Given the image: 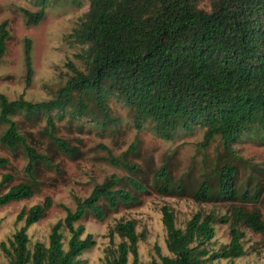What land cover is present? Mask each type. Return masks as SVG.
<instances>
[{
    "label": "trees",
    "instance_id": "1",
    "mask_svg": "<svg viewBox=\"0 0 264 264\" xmlns=\"http://www.w3.org/2000/svg\"><path fill=\"white\" fill-rule=\"evenodd\" d=\"M39 1L37 12L21 11L26 26H36L43 18L47 0ZM86 1L87 12L74 31L75 39L88 46L76 56L84 61L85 72L67 62L69 79L47 101L32 103L21 96L7 100L0 94V125L4 126L0 145L8 150H22L26 160L24 173L30 181L35 165L47 164L48 159L26 142L11 118L18 114L26 118L45 114L42 133L61 155L73 158L78 149L53 135L55 127L49 116L51 111L67 106L73 94L77 95L74 114H85V96L91 97L106 117L104 98L107 92L116 93L134 109L137 119H151L158 136L167 140L177 127L189 130L193 124H201L205 129L200 148L218 136L226 157L235 158L231 145L241 132L252 129L264 135V0H211L208 12L197 8L198 0ZM5 27L2 22L0 58L5 51ZM24 68L28 83L31 68L27 41ZM107 161L126 172L135 170L121 157L107 154ZM7 164L6 159L0 158V168ZM235 173L232 165L224 164L215 175L213 195L231 203L229 215L216 218L212 212H195L183 228H176L171 210L165 205L160 208L168 256L157 254V259L149 264H216L219 260L240 258L245 252L238 226L260 235L264 246V221L256 209L243 207L245 203H257L261 189L257 185L251 192L237 189ZM153 179L161 182L156 192L167 195L170 178L164 167L154 173ZM10 180L9 174L0 177V207L28 200L34 194L33 186L24 182L2 191V184ZM126 181L133 191L146 193L140 181ZM211 195L212 187L203 179L192 200L205 203ZM135 201L130 192L116 188V178L110 175L95 184L84 199L74 198L73 210L63 208L64 217L51 226L46 245L35 242L29 248L26 230L49 209L50 200L45 197L40 204L20 210L15 222L23 224L0 242V251L7 264H83L79 257L94 246V241L89 234L82 236L83 226L75 224L86 214L101 221V202L114 210L119 203L126 206ZM226 223L227 244L210 251L207 245L214 236L213 225ZM63 231L67 233L65 243ZM113 233L123 241L105 251L103 264H126L128 255L130 264H138V237L133 222L116 223L108 232L109 240Z\"/></svg>",
    "mask_w": 264,
    "mask_h": 264
},
{
    "label": "rangeland",
    "instance_id": "2",
    "mask_svg": "<svg viewBox=\"0 0 264 264\" xmlns=\"http://www.w3.org/2000/svg\"><path fill=\"white\" fill-rule=\"evenodd\" d=\"M211 0H198L197 8L208 12ZM40 8L39 0H0V24L6 23L7 37L5 51L0 58V94L7 100L21 96L28 102L47 101L69 79L70 72L65 64L70 62L75 69L85 72V63L77 59L87 49L79 43L74 31L88 9L86 0H47L43 18L36 26H26L22 10L35 13ZM29 43L31 76L25 82L24 46ZM77 95L62 110L49 113L55 130L53 135L78 149L73 158L61 155L51 141L46 139L42 130L46 115H15L18 132L38 154L48 159V163H38L34 167L33 180L24 173L25 157L20 148L8 150L0 145V158L7 160V166L0 168L3 174L11 175L8 183H3L2 191L18 183H28L34 194L28 200L12 202L0 207V242H5L22 226L15 222L20 210L40 204L45 197L50 207L44 216L26 230L29 248L35 242L46 245L51 226L64 217L63 208L73 210L74 198L84 199L95 184H100L110 175L116 178V188L130 192L136 199L129 205L118 204L109 210L104 202L103 219L96 221L89 214L75 225H82L83 235H91L94 246L81 254L83 264H103L105 251L113 249L123 241L116 234L109 240L108 232L118 222L132 221L134 233L138 237L136 252L138 264H149L157 259V254L168 256L165 246V230L161 223L160 208L167 206L174 217V226L183 228L185 222L195 213L212 212L215 217L229 215L230 202L215 198L214 183L216 172L224 164L232 165L235 170V187L252 191L257 185L261 195L257 203H245L246 210L256 209L264 221V135L252 129L241 132L231 148L235 158L223 154L219 137L214 136L205 148H200L204 127L193 124L189 130L177 127L170 138L159 137L149 118L137 119L134 109L125 104L116 93L107 92L104 98L106 117L95 107L91 97H82L86 106L83 115L74 114ZM4 126L0 125V135ZM41 131V136H40ZM134 144L133 148L130 146ZM101 147H104L103 150ZM107 154L121 157L133 165V172H126L107 161ZM164 167L170 178L167 195L158 194L160 181L153 175ZM133 178L146 187V193H137L127 184ZM205 179L212 187V195L205 203H196L192 194ZM178 188V189H177ZM237 205V202H235ZM214 236L207 248L216 251L228 242V223L214 224ZM242 233L240 240L245 255L231 260H219L216 264H264V246L261 236L246 228L237 227ZM66 242L67 233L63 231ZM128 255L127 263L130 264ZM0 264L7 259L0 251Z\"/></svg>",
    "mask_w": 264,
    "mask_h": 264
}]
</instances>
